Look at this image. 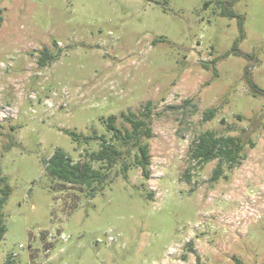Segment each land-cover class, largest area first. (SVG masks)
<instances>
[{
	"label": "rangeland",
	"instance_id": "rangeland-1",
	"mask_svg": "<svg viewBox=\"0 0 264 264\" xmlns=\"http://www.w3.org/2000/svg\"><path fill=\"white\" fill-rule=\"evenodd\" d=\"M229 1L0 0V264H264V0ZM148 101V179L132 148L93 196L47 175L55 150L99 148L66 130L110 140L104 120L124 131ZM205 131L244 141L215 182L190 158Z\"/></svg>",
	"mask_w": 264,
	"mask_h": 264
},
{
	"label": "trees",
	"instance_id": "trees-1",
	"mask_svg": "<svg viewBox=\"0 0 264 264\" xmlns=\"http://www.w3.org/2000/svg\"><path fill=\"white\" fill-rule=\"evenodd\" d=\"M236 0H230L229 4H233ZM221 15L234 17L236 16L239 21L240 30L242 31V18L239 14L231 10L222 9ZM2 16L0 15V24ZM242 33V32H241ZM240 38H243V33ZM234 54H241L237 49V43L233 46ZM230 51H227L224 56H227ZM53 56H49L46 49H43L38 59V65L43 67L48 61L53 60ZM217 59L215 58L212 63ZM246 82L250 85L256 95L261 92L252 78L249 75L248 69L245 71ZM216 109L211 107L205 110L204 120H210ZM121 117L130 125V128H120L115 126V115L108 116L104 122L108 132L112 133L111 139L107 140L104 136L98 137L97 135L85 136L77 133L76 131L66 130L72 140L80 145L82 143L88 144L90 140L98 139L99 148L94 151H86V161H73L70 156L60 149L48 158L43 160L44 170L50 178H54L68 183L71 185L84 186L89 189V195L93 196L95 192L104 189L105 185L112 182L111 169L123 157V149L129 152L130 148L135 150L133 166L141 169L143 178L148 179L150 170L149 143L147 139L152 136L151 129V102L148 101L144 105V110L137 112L129 111L121 113ZM244 141L240 136H217L214 131H205L201 133L195 141L192 142L190 147V158L195 160L196 164H204L211 160H217L216 167L214 168L210 180L213 182L220 179L223 175L226 177L225 171H230L234 166L240 164L245 154ZM93 163H101L100 166L95 167ZM130 165L122 163L121 173L126 177V172ZM189 180V178L187 177ZM4 183L0 188V241L3 239L6 227L4 224L3 205L9 195V186L5 183V177L2 176L0 167V184ZM5 264H14L10 255L7 256ZM196 264H200L199 261Z\"/></svg>",
	"mask_w": 264,
	"mask_h": 264
}]
</instances>
